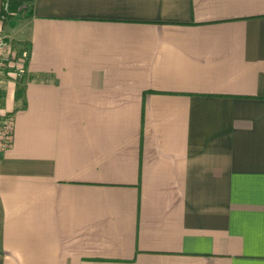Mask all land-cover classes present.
<instances>
[{
    "label": "crops",
    "instance_id": "0c3cea01",
    "mask_svg": "<svg viewBox=\"0 0 264 264\" xmlns=\"http://www.w3.org/2000/svg\"><path fill=\"white\" fill-rule=\"evenodd\" d=\"M23 4L0 264H264V0Z\"/></svg>",
    "mask_w": 264,
    "mask_h": 264
},
{
    "label": "built area",
    "instance_id": "2783aa9c",
    "mask_svg": "<svg viewBox=\"0 0 264 264\" xmlns=\"http://www.w3.org/2000/svg\"><path fill=\"white\" fill-rule=\"evenodd\" d=\"M9 13V0H4L1 6L0 19L4 20L6 15ZM9 53V45L5 35L0 33V83L5 68V62ZM27 57V51L21 52L22 62L18 68V75L23 73V63ZM12 136V121L11 118L1 112V92H0V150H5L11 141Z\"/></svg>",
    "mask_w": 264,
    "mask_h": 264
},
{
    "label": "rangeland",
    "instance_id": "374dc122",
    "mask_svg": "<svg viewBox=\"0 0 264 264\" xmlns=\"http://www.w3.org/2000/svg\"><path fill=\"white\" fill-rule=\"evenodd\" d=\"M24 5L25 4L20 5L16 9L9 10V13L6 15L5 19L4 20H1V21L4 22V23L5 22H8L10 20V18L17 16L19 13H23L24 10H25V6ZM7 42H8V45H9V53L7 55V60H6L5 64L7 62H10V61L11 62H14V63H17L15 65H16V69L18 70L19 65L22 63L20 61V59H21V52L23 51L22 50L23 47L22 46L20 47L18 43H16V45L15 44H12L11 42H9L8 39H7ZM15 48H16V50L19 49L18 52H16V53L14 52V51H16V50H14Z\"/></svg>",
    "mask_w": 264,
    "mask_h": 264
},
{
    "label": "trees",
    "instance_id": "16d2710c",
    "mask_svg": "<svg viewBox=\"0 0 264 264\" xmlns=\"http://www.w3.org/2000/svg\"><path fill=\"white\" fill-rule=\"evenodd\" d=\"M22 4V0H9V10L16 9Z\"/></svg>",
    "mask_w": 264,
    "mask_h": 264
}]
</instances>
